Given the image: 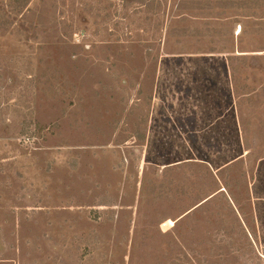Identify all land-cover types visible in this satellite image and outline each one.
I'll use <instances>...</instances> for the list:
<instances>
[{
  "label": "rangeland",
  "instance_id": "obj_1",
  "mask_svg": "<svg viewBox=\"0 0 264 264\" xmlns=\"http://www.w3.org/2000/svg\"><path fill=\"white\" fill-rule=\"evenodd\" d=\"M0 264H264V0H0Z\"/></svg>",
  "mask_w": 264,
  "mask_h": 264
}]
</instances>
